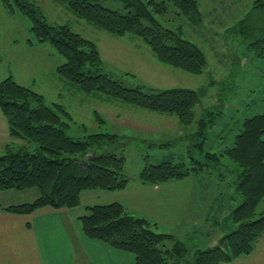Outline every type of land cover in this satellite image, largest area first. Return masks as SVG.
<instances>
[{
    "label": "trees",
    "instance_id": "1",
    "mask_svg": "<svg viewBox=\"0 0 264 264\" xmlns=\"http://www.w3.org/2000/svg\"><path fill=\"white\" fill-rule=\"evenodd\" d=\"M0 1L11 13L29 19L30 32L34 35L30 34L29 43L49 44L62 57L54 70L59 79L75 84L89 95H107L156 112L175 114L187 131L186 139L198 140L187 146L192 165L183 157L180 162H151L147 156L139 174L141 182L162 184L199 170L212 171L217 165H225L223 155L236 164L233 168L236 190L229 201L236 200V206L230 207L223 216L224 222L227 220L233 227L230 226L215 244L195 251L193 257L188 256V246L183 240L161 231L156 223L135 215L118 200L85 205L80 221L88 237L134 253L136 264H221L255 250L257 241L264 235V210L259 212L264 199V112L243 120L241 132L235 141L231 140L233 146L217 143L214 147L208 144V139L210 127L216 123V113L212 109L196 117L197 106L201 103L198 91L187 87H149L146 91L141 85H126L123 79H114L111 72L103 71L104 62L96 42L67 24H52L42 8L32 1ZM57 1L110 33L121 36L130 33L143 38L163 63L195 74L205 72L208 67L206 54L185 36L183 25L176 30L157 17L166 15L171 5L179 18L198 21V0H120L128 10L125 13L96 0ZM228 31L263 49L264 0H256L245 17ZM0 109L13 139L0 156V191L36 192L35 198L3 209L30 214L45 206L71 208L81 205L82 194L86 191H118L129 186L131 178L124 172V148L119 150L124 136L110 132L89 133L83 138L69 135L67 131L72 124L83 122H78L65 104L48 105L43 94L12 76L0 80ZM97 119L107 122L102 116ZM17 139L35 143L37 147L31 150L29 145H24L15 149L13 143ZM172 143L162 145L171 146ZM196 146L198 153L206 152L215 161L213 166L210 161L198 160ZM221 147L222 152H217Z\"/></svg>",
    "mask_w": 264,
    "mask_h": 264
},
{
    "label": "rangeland",
    "instance_id": "2",
    "mask_svg": "<svg viewBox=\"0 0 264 264\" xmlns=\"http://www.w3.org/2000/svg\"><path fill=\"white\" fill-rule=\"evenodd\" d=\"M29 1L40 6L52 24H67L82 36L96 42L104 62L103 71L111 72L114 79H123L126 85H141L146 91L149 87L156 89L187 87L198 91L201 96V103L197 106L196 117H202L207 110L213 109L216 113V123L211 125L210 138L208 139V144H213L214 147L217 143L233 146L234 142L231 140L235 141L234 139L241 132L243 120L264 112V54H261L264 52V48H260L258 53L257 46L245 42L240 35L228 31L212 36L217 39L218 43L224 45L228 42L234 46L231 50L232 54L229 55L227 51L224 53L217 48L213 49L215 42L211 41L210 36L206 42H203L189 32L191 28L203 27V24L208 27L207 21L210 18L206 17V14L201 20L197 15L198 21H188L186 17L179 18L174 6L170 5L166 15H157L163 24L176 30L177 26L183 25L185 36L196 41L205 49L208 67L205 72L195 74L163 63L158 59L150 45L135 34L128 33L121 36L110 33L80 18L65 4L57 0ZM96 1L123 13L128 11L120 0ZM201 1L203 9L205 4H212L211 0ZM252 1L241 0L238 4L241 6L237 7V10L235 9L231 15H240L241 10L248 4L247 10H245L247 14L252 9ZM228 2L229 0H225V4ZM228 18L230 19V16ZM30 26L31 23L27 17L11 13L0 1V80L12 76L18 82L43 94L48 105H53L54 102L65 104L78 122H85L84 125L83 123L71 125L67 132L73 137L83 138L86 134L94 132L118 133L124 136L119 150L124 148V172L131 178V181L138 178L145 166L147 156L151 162L162 160L180 162V157H183L188 160V164L192 165L193 161L188 156L187 146L198 143V140L186 139L187 131L175 114L156 112L139 105L114 100L107 95L86 94L78 89L75 84L59 79L56 71L50 70L49 65L51 63L39 69V64H44L41 59L44 58L43 53L47 49L46 46L50 47V45L44 43L30 45L29 41L33 35L30 32ZM21 52L26 54L20 55ZM256 52L258 53L257 57L255 56ZM14 54L17 59L12 57ZM47 55L52 57L50 51L45 53V56ZM244 58L249 59V63L246 65L239 61V59ZM53 60L56 61L57 59ZM96 112H99L107 122L101 123L97 119L101 116L98 117ZM6 137L9 139H6L5 143H2L3 140L0 139V156L5 153L6 144L13 141L10 134L7 133ZM172 141L174 143L171 146L162 145ZM13 145L15 149L24 145H29L31 150L37 147L35 143L29 144L20 140H15ZM200 146L199 143L198 147ZM198 147H195L198 160L202 163L210 161L213 166L215 161L207 156L206 152L199 151L200 153H198ZM212 149L214 150V148ZM217 150L221 153L223 147L217 148ZM222 162L225 165L216 164L217 167L212 171L199 170L162 184H150L152 186H182V188L189 185L198 190L197 202L192 200L191 204L185 205L171 201V213L166 216L167 220L173 217L175 220H190L188 225L191 226L187 227L195 232H199L200 226H194L191 220H199L200 223L204 220L222 222L224 213H228L230 207L236 206V200L229 203L230 196L236 190L234 185L236 171L233 169L236 164L227 155L222 156ZM122 191L125 189L84 192L83 200L87 203H108L117 197L124 200L125 195H120L125 193ZM170 195L176 201L179 193L172 192ZM35 197L36 192L34 191H24L23 193L17 190L0 191V203L6 206L16 204L19 201L25 202ZM147 209L154 211L149 206ZM263 210L264 199L259 205V212ZM153 217L152 220H161L157 214H154ZM178 226L176 224L173 228L178 238L185 240L189 257H193V253L198 249L206 247L205 240L198 241L195 239V235L198 233L190 231L187 232L189 234H184L186 228ZM240 257L242 256L235 259ZM235 259L225 263H231Z\"/></svg>",
    "mask_w": 264,
    "mask_h": 264
},
{
    "label": "crops",
    "instance_id": "3",
    "mask_svg": "<svg viewBox=\"0 0 264 264\" xmlns=\"http://www.w3.org/2000/svg\"><path fill=\"white\" fill-rule=\"evenodd\" d=\"M255 1L251 2L252 6ZM240 2L241 0H229L225 4V0H211L212 4H205L203 9L202 1L198 0L200 20L205 14L210 19L207 21L208 27L203 24V27L198 26V29L196 27L191 28L189 30L190 34L196 35L203 42H206L208 36H210L211 41L215 42L213 43L215 46L213 49L217 48L224 53L227 51L231 55L234 46H231L228 42L225 43L226 45L218 43L212 35L228 32L239 20L245 17L248 4L241 10L240 15H231L235 9L237 10V7L241 6L238 5ZM226 14L228 15L226 16ZM197 44L207 57L205 49L199 43ZM46 47L47 49L44 52L50 51L53 58L48 55L45 56V53H43L44 58L40 59L44 64H39V69L51 63L49 65L50 70L54 71L62 62V57L51 46ZM213 49L211 48V50ZM257 52L259 53L260 50L258 49ZM257 52L255 53L256 57L258 56ZM22 54L26 53L21 52L20 55ZM261 54L263 55L264 52ZM214 55L216 56V54ZM12 57L17 59L15 54ZM53 59L57 60L54 61ZM239 61L243 65L249 63L248 58L239 59ZM46 72L48 71L46 70ZM8 130L7 119L0 109V139L3 140L2 143L6 142L7 137L5 138V136L7 133L10 134ZM17 141L19 140L17 139ZM171 190L179 193L176 201L170 195ZM88 192L92 191H86L85 193ZM197 192L196 187H190L189 185L184 186V188L182 186L172 187L167 185L152 186L141 182L138 176L136 180L130 182L125 191H122L123 194H120L125 195L124 200L117 197L112 201L122 202L135 215L148 218L151 222L156 223L161 231L172 233L178 237L173 228L176 224L179 225L178 227L186 228L184 234H189L187 232L192 231V229H188L191 226L188 225L190 220H175L174 217L167 220L166 216L171 213V201L179 202V204L184 203L185 205L187 203L191 204L192 200L197 202ZM83 197L84 193L82 194L81 205L76 207L54 208L45 206L30 214L8 211L3 209L6 205L0 203V264H136L134 253L116 249L104 241L90 238L85 234L80 221L81 215L85 212L84 207L87 204ZM20 202L23 201L18 203ZM147 206L154 211H149ZM154 214L160 216L161 220H152ZM191 221L194 226H200L199 232L192 231L198 233L195 235V239H198V241L205 240L206 247L215 244L220 236L227 233L229 226L233 227V224L229 225L227 220L228 226L223 222L225 220H222V222L204 220L202 223L199 220ZM224 264H264V235L257 241L255 250L251 254Z\"/></svg>",
    "mask_w": 264,
    "mask_h": 264
},
{
    "label": "water",
    "instance_id": "4",
    "mask_svg": "<svg viewBox=\"0 0 264 264\" xmlns=\"http://www.w3.org/2000/svg\"><path fill=\"white\" fill-rule=\"evenodd\" d=\"M94 156H95V154L93 153V154H92V157H94Z\"/></svg>",
    "mask_w": 264,
    "mask_h": 264
}]
</instances>
